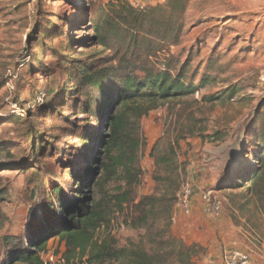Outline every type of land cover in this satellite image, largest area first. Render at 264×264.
Wrapping results in <instances>:
<instances>
[{"label":"rangeland","instance_id":"rangeland-1","mask_svg":"<svg viewBox=\"0 0 264 264\" xmlns=\"http://www.w3.org/2000/svg\"><path fill=\"white\" fill-rule=\"evenodd\" d=\"M117 1L146 13V27L154 33L142 40L133 60H143L150 68L177 59L188 62L186 83L193 91L170 99L142 120L146 147L137 201L155 194L150 155L160 138L187 135L195 123L204 137L223 135L222 141L199 134L181 140L178 161L183 185L193 188V210L189 216L176 213L172 235L194 246L193 264L212 251L231 249L262 260L264 214L245 189L228 185L234 173L259 155L255 138L264 135V0H0V151H10L20 164L0 170V239L26 238L33 211L42 218L43 199L54 186L67 192L72 184L76 188L72 171L85 166L83 128L95 133L99 126L86 122V93L74 67L87 64L100 71L128 59L121 49L114 52L95 44L91 23L93 14ZM148 45L162 52L156 55ZM231 91L236 93L233 99ZM42 94L48 95L47 103L36 109ZM205 97L219 98L207 103ZM35 129L44 146L40 166L32 158L36 140L32 142L30 132ZM6 158L2 155L0 163ZM121 186L104 180L89 190L104 218L94 239L111 240L120 248L145 234L131 227L127 204L116 201ZM209 190L223 203L220 217L204 213L202 195ZM66 252V244L52 238L41 255L45 264H68ZM0 253L9 252L2 245Z\"/></svg>","mask_w":264,"mask_h":264},{"label":"trees","instance_id":"trees-1","mask_svg":"<svg viewBox=\"0 0 264 264\" xmlns=\"http://www.w3.org/2000/svg\"><path fill=\"white\" fill-rule=\"evenodd\" d=\"M117 4H107L112 5V8H101L100 13L93 14L91 23L95 44L106 50L115 48L114 52L121 49L128 53V59L121 60L118 67H106L100 71L87 64L74 67L79 72L78 84L86 93L83 113L88 121H85L89 126L92 123L99 126L95 133L88 127L83 128L86 137L81 153L85 166L79 171H72L76 188H72V184L67 192L60 186H54L51 194L43 199L42 218L38 219L37 211H33L35 220L26 238L11 236L0 239V246H5L9 252L5 255L0 253V264H45L41 254L52 238L66 244L65 260L68 264L72 261L87 264H103L107 261L120 264H193L197 253L194 246H187L172 235V218L183 185L178 150L181 140L188 135L199 134L206 140L214 138L217 141L224 140V136L216 134L204 137L195 123L187 128V135L181 133L175 138L170 135L160 138L150 155L155 165V194L137 201L136 192L143 176L140 160L146 147L142 120L164 107L170 99L193 91L186 83L190 66L188 62L181 64L177 59L174 63L164 62L163 67L150 68L144 67L143 60H133V53L143 47L142 40L154 33L146 27V13L122 1H117ZM147 50H153L156 55L162 52V49L153 48V45H148ZM235 94V91L229 93L231 99ZM217 98L205 97L204 100L210 103ZM47 99L48 95L36 103L35 108L43 107ZM34 131L36 129L30 133ZM36 133L33 134L32 142H36L32 143L31 150L35 164L40 166L44 146ZM255 146L259 155L254 156V161H249L250 166L234 173L228 187L245 189L257 199V206L264 214L263 134L257 135ZM58 151L62 156L67 154L65 150ZM4 154L7 158L4 163H0V170L20 166L15 163L10 151H0V158ZM104 180L123 184L116 201L120 206L127 204L131 209V227L145 231L139 241H131L122 248L111 240L98 241L93 237L104 218L94 199L89 198V190Z\"/></svg>","mask_w":264,"mask_h":264},{"label":"built area","instance_id":"built-area-1","mask_svg":"<svg viewBox=\"0 0 264 264\" xmlns=\"http://www.w3.org/2000/svg\"><path fill=\"white\" fill-rule=\"evenodd\" d=\"M45 97V94L39 96V103ZM193 188L190 185H183L178 195V201L175 205V214L173 221L176 220V213L189 216L193 210ZM203 210L208 216L220 217L223 214V203L214 196L212 190L206 191L202 195ZM225 264H251V257L248 253L231 249L224 251Z\"/></svg>","mask_w":264,"mask_h":264},{"label":"crops","instance_id":"crops-1","mask_svg":"<svg viewBox=\"0 0 264 264\" xmlns=\"http://www.w3.org/2000/svg\"><path fill=\"white\" fill-rule=\"evenodd\" d=\"M223 253H216L212 251L207 257H205L200 264H225ZM251 264H264V258L262 260H257L254 257L251 258Z\"/></svg>","mask_w":264,"mask_h":264}]
</instances>
